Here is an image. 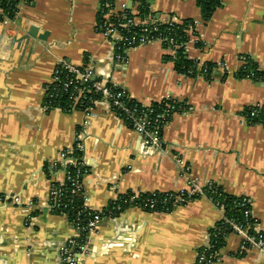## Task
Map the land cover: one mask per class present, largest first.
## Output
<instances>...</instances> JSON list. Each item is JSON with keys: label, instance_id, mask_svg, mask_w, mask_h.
Listing matches in <instances>:
<instances>
[{"label": "crops", "instance_id": "1", "mask_svg": "<svg viewBox=\"0 0 264 264\" xmlns=\"http://www.w3.org/2000/svg\"><path fill=\"white\" fill-rule=\"evenodd\" d=\"M27 1H21L13 25L0 23V264H64L59 249L73 227L49 208L51 186L64 177L60 165L49 167L73 146L86 118L87 207L103 211L128 192L177 191L194 177L230 195L249 196L264 228V125L249 124L242 115L264 104V78L238 77L243 55L264 70V0H222L210 20L196 0H117L138 21L154 15L195 22L187 58L226 65L210 79L178 71L176 51L161 41L127 49L117 60L118 50L97 30L99 0ZM31 27L46 39L32 37ZM59 59L79 68L91 64L95 77L143 105L172 98L187 110L170 116L158 147L146 148L107 101H97L89 117L80 109H45L46 85ZM221 218L207 198L171 212L129 207L103 219L82 264H196ZM241 242L234 233L225 238L221 264H264V251L240 254Z\"/></svg>", "mask_w": 264, "mask_h": 264}, {"label": "built area", "instance_id": "2", "mask_svg": "<svg viewBox=\"0 0 264 264\" xmlns=\"http://www.w3.org/2000/svg\"><path fill=\"white\" fill-rule=\"evenodd\" d=\"M99 2L100 7L97 30L102 33L104 37L109 39L116 47L118 51L115 54V58L117 60L123 59V51L127 49L136 48L156 41H161L164 45H168L167 47L173 49L176 53L179 49H186L187 41L177 42L173 37L163 36L161 33L157 32L160 23L168 22L171 24H183L185 23V20H177L174 18L160 19L154 15H149L147 19L138 21L125 1L122 2L120 6L117 5V0H99ZM10 14L11 12L0 4V23L5 28H8L15 23V17H11ZM195 28L196 23L193 21H190V23L185 26V32L188 37L195 32ZM242 62L244 65L243 60ZM220 65L223 69L226 68L224 63ZM221 66H213L210 69L211 74L212 71L214 72L215 69L220 68ZM196 67L197 76L207 77L209 75L208 65L197 63ZM90 82H94L93 85L95 89L103 94L102 100L107 101L114 112L116 108H124L123 101L120 100L123 96V91L112 93L108 87V84L114 83L109 80L107 81L95 77L93 66L91 64L79 68L72 65L66 59H59L54 68L52 80L46 85L44 108L62 109L57 101L58 97L63 93H68L71 105L70 110L73 111L75 109H80L78 108V105L86 102L85 87ZM165 99L156 102L162 103ZM96 102L97 100L94 101V105ZM151 104L144 105L148 109L147 111H143V114L141 115L134 116L132 112H127V120H130L131 123L130 128L134 129L140 135L142 144L146 148L158 147L160 145L162 129L168 122L167 118L170 116L169 111L173 109L172 105L165 103L167 109L162 112H155ZM93 107H85L80 110L85 113L86 117H89ZM186 110L187 109H184V111ZM263 110L264 104H256L247 107L242 115L249 124L264 125V122L259 120L260 115L264 112ZM88 122L89 120L86 118L76 134L73 146L63 149L59 153L61 164L60 162H52L49 167L54 171L55 169L58 170L57 167L60 165V169L64 170L63 180L55 181L59 183V187L54 186L55 182H53L51 186L49 208L51 211L62 213V215H65L66 217L68 203H65L64 201V193L69 191L73 199L77 195H82V177L88 171L83 155L81 157H76L75 155L76 152H84L85 142L88 138ZM178 163L181 164L182 161L178 160ZM72 164L77 168V173L73 176L69 175L66 171L67 166ZM82 169L85 171H82ZM185 170L188 172L190 167L186 166ZM67 181L71 183V191L63 189V186H66ZM139 194L140 193L136 192L133 196L125 199L123 202L131 203V207H138L143 210L148 209L150 212H171L180 205L188 204L200 198H207L218 207L222 213L220 221H224V226H219L217 222L213 227V231L210 233V238L207 244L198 251L196 264H221V248H218L219 240H225V238L232 233L240 236L242 239L240 254H243L245 251L252 248L264 251V236L262 234H258L257 236L253 235L250 232L252 225H244L227 216L223 193L217 188L215 183L208 181L202 182L197 178L190 177L187 181L186 187L183 189L177 191L155 192L152 193L154 197L144 199H140ZM238 197L239 200L236 205H239L242 208L243 218H246L247 221L248 219H255L253 229L257 232L262 231L264 228L261 227L260 221L253 213L252 199L246 195ZM14 200L17 201L18 198H14ZM84 209L87 211L93 210L86 205ZM86 214L84 216H87V223L82 224L80 219L82 212H78L74 222H71L73 227L72 235L60 246L59 254L61 261L64 264H82V257L89 250L92 236L100 229V225L104 219L101 211L93 210V212L91 211L87 215ZM227 231H229V233H227Z\"/></svg>", "mask_w": 264, "mask_h": 264}, {"label": "trees", "instance_id": "3", "mask_svg": "<svg viewBox=\"0 0 264 264\" xmlns=\"http://www.w3.org/2000/svg\"><path fill=\"white\" fill-rule=\"evenodd\" d=\"M22 0H0V4L2 7L6 8L11 12V17H15L16 13L18 11L19 5ZM29 1V0H28ZM27 1V2H28ZM198 6L200 7L203 17L205 20H210L214 11L219 8L222 5V0H196ZM141 13H147L148 12V5L145 1H142L141 4ZM190 23V20H186L185 23L183 24H177V23H160L158 26V33H161L163 36L167 37H173L177 42H185L188 40L187 33L185 32V26ZM166 47L168 45H165ZM241 59L244 61V65L241 69V71L238 73V77L240 78H251V79H261L264 78V70L261 69L256 62L253 61V59L247 55H243ZM174 62L176 65V69L180 71L181 73H185L187 75H192V76H197V62H194L192 60H189L185 54L184 49H179L174 57ZM209 68V75L207 78H211L213 75V71L211 74V68L214 66L213 64H207ZM94 82H90L87 84L86 88V102L84 104H79L78 108L84 109L85 107H93L94 106V101L97 100H102L103 99V94L101 92H98L94 85ZM109 89L111 90L112 93H117L120 91H123V96L120 98L121 101H123V106L124 108H116L115 113L123 118L126 122V124L131 127L130 120H127V112H132L134 116L141 115L143 114V111H147L148 108H146L143 104L139 103L135 99H133L130 94L124 89L121 88L115 84H108ZM58 103L59 106L62 108L63 111L69 112L71 111V105L69 101V94L68 93H63L58 97ZM165 103H168L173 106V109H171L170 116L174 112H180L184 111V109H187V106L180 101H177L176 99H165L163 100L162 103L159 102H153L152 108L155 110V112H162L163 110L167 109L165 107ZM264 111V110H263ZM170 116L167 118V121H169ZM259 120L264 122V112L260 115ZM76 157H81L82 153L81 152H76L75 153ZM87 168V167H86ZM66 171L69 175L73 176L77 173V168L75 165H68L66 168ZM82 171H85L82 169ZM55 187H59V183L55 182L54 183ZM218 189L223 193L224 197V203L226 206V214L229 218L234 219L235 221H238L244 225L250 224L252 225L250 232L257 236L258 234H262L264 236V229L262 231H255L253 229V226L255 224V219H248L243 218V211L242 208L239 205H236V203L239 200L238 196H233L228 194L226 191H224L220 186L216 185ZM64 190H70L71 191V183L67 181L66 186H63ZM135 192H128L121 194L119 198L113 202H111L103 211H101V214L104 218L106 217H113L116 216L120 213H122L124 210L127 208L131 207V203H124L123 201L125 199H128L129 197L133 196ZM151 198L154 197L152 193H140L139 198L144 199V198ZM73 197L71 196L70 192H65L64 193V201L65 203H68V208H67V218L69 219L70 222H74V220L77 217L78 212H82V215L80 216V219L82 221V224H86L87 222V216H84L86 213L88 214L89 212H93V210H85V203L83 200L82 195H77L74 197L73 201L71 200ZM145 211H148V209H144ZM65 211V213H66ZM61 214L62 213H58ZM86 214V215H87ZM89 217V216H88ZM258 222V221H257ZM219 226H224V221L218 222ZM213 229L211 230V232ZM229 233V231H227ZM225 240L220 239L218 243V248H221L224 244Z\"/></svg>", "mask_w": 264, "mask_h": 264}, {"label": "water", "instance_id": "4", "mask_svg": "<svg viewBox=\"0 0 264 264\" xmlns=\"http://www.w3.org/2000/svg\"><path fill=\"white\" fill-rule=\"evenodd\" d=\"M131 1H132V0H131ZM148 2H149V3H152L153 1H152V0H149ZM37 33H38V28H36V27H31L29 34H30L32 37H39V39H46V36H47L46 33L43 34V35H39V36L37 35Z\"/></svg>", "mask_w": 264, "mask_h": 264}]
</instances>
